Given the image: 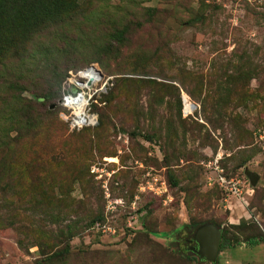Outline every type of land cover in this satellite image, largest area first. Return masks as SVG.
<instances>
[{"label":"rangeland","instance_id":"obj_1","mask_svg":"<svg viewBox=\"0 0 264 264\" xmlns=\"http://www.w3.org/2000/svg\"><path fill=\"white\" fill-rule=\"evenodd\" d=\"M24 6L0 22V264H209L186 249L205 223L233 245L213 264H264V0ZM90 65L106 91L70 130L60 97Z\"/></svg>","mask_w":264,"mask_h":264},{"label":"built area","instance_id":"obj_2","mask_svg":"<svg viewBox=\"0 0 264 264\" xmlns=\"http://www.w3.org/2000/svg\"><path fill=\"white\" fill-rule=\"evenodd\" d=\"M107 80L102 78L100 72L93 66H87L67 78L68 85L72 86L70 92H65L59 101V105L67 112L62 115L70 130H80L92 127L95 124V116L88 112L89 100L93 96L106 91ZM261 137V136H259ZM216 184L224 194L240 198V183L235 179H225L217 175ZM100 232H104L105 225H95Z\"/></svg>","mask_w":264,"mask_h":264},{"label":"water","instance_id":"obj_3","mask_svg":"<svg viewBox=\"0 0 264 264\" xmlns=\"http://www.w3.org/2000/svg\"><path fill=\"white\" fill-rule=\"evenodd\" d=\"M245 177L251 185L257 181V177L250 172H245ZM190 241L192 247L189 248V252L194 254L199 261L209 264L215 262L220 243L219 228L211 223L202 224L192 232Z\"/></svg>","mask_w":264,"mask_h":264},{"label":"trees","instance_id":"obj_4","mask_svg":"<svg viewBox=\"0 0 264 264\" xmlns=\"http://www.w3.org/2000/svg\"><path fill=\"white\" fill-rule=\"evenodd\" d=\"M8 1L7 0H0V22H1V16H6L7 14H9V12L10 13L14 12V16H12V20L14 19L13 23H12V26L14 27V30H19V29L23 28V26H24L25 22L27 21V19H29L28 10H26L25 6H24V3H28L29 0H24V1L22 0L20 2H17L16 4L15 3H13V4L11 3L10 4ZM14 5H16V6H14ZM0 28H1V26H0ZM101 51H102L103 54H108L109 50L101 49ZM90 66H93V65H90ZM76 72H73V73H76ZM73 73L72 72H68V75L70 76ZM46 96H47V98L50 99L49 95H46ZM101 224H103V222L101 220H97V221L94 220L91 223V225L93 227L95 225H101ZM68 239H69V236H68ZM226 245L233 246L232 244L226 243L225 239L222 237V234H221L220 235V243H219L218 251H220ZM248 245L249 246H253V245H255V243H250ZM66 252H67V248H66V245H65L62 249L58 250L57 252H54L53 254L54 255L65 254Z\"/></svg>","mask_w":264,"mask_h":264},{"label":"crops","instance_id":"obj_5","mask_svg":"<svg viewBox=\"0 0 264 264\" xmlns=\"http://www.w3.org/2000/svg\"><path fill=\"white\" fill-rule=\"evenodd\" d=\"M225 250H226L225 252L223 251V253H225L224 254L225 258L223 260L224 264H253L251 261H243V260H240V259H238L236 257H232L233 256L232 252L235 253L236 251H238L239 253H242V252H244L245 250H248V249L226 248ZM240 251H242V252H240Z\"/></svg>","mask_w":264,"mask_h":264},{"label":"flooded vegetation","instance_id":"obj_6","mask_svg":"<svg viewBox=\"0 0 264 264\" xmlns=\"http://www.w3.org/2000/svg\"><path fill=\"white\" fill-rule=\"evenodd\" d=\"M190 237H191V236H190ZM186 242H187L186 249H187V251H189V248L192 247V243H191V241H190V238H189L188 240H186Z\"/></svg>","mask_w":264,"mask_h":264},{"label":"bare ground","instance_id":"obj_7","mask_svg":"<svg viewBox=\"0 0 264 264\" xmlns=\"http://www.w3.org/2000/svg\"><path fill=\"white\" fill-rule=\"evenodd\" d=\"M189 108H190V106H187V105L184 106L185 110H188Z\"/></svg>","mask_w":264,"mask_h":264}]
</instances>
